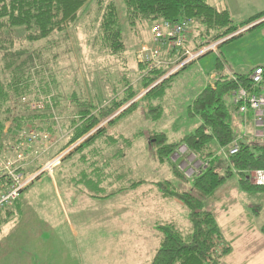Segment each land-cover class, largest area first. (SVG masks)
Segmentation results:
<instances>
[{"label":"rangeland","instance_id":"obj_1","mask_svg":"<svg viewBox=\"0 0 264 264\" xmlns=\"http://www.w3.org/2000/svg\"><path fill=\"white\" fill-rule=\"evenodd\" d=\"M113 1L118 9V27L125 46L119 56H110L97 40V24L103 12L99 10L98 0L89 1L69 30L68 40L56 38L61 45L56 50L57 58L51 64L49 76L53 75V89L62 97L61 102L58 106L45 98L34 101L40 103V107L44 106V110L50 106L52 131L51 125H39L38 121L34 124H38L39 129L44 128L42 132L51 137L54 146L26 171L34 172L61 154L64 159L52 175L44 174L21 195L8 217L3 215L1 218L10 220L1 226L0 264H150L161 238V225L174 223L184 235L191 227L183 204L167 200L174 192L189 191L190 186L186 180L175 179L171 166L162 160L151 139L163 133L171 142L179 141L194 131L201 122L188 118V107L206 86L215 82L220 72L229 77L248 74L249 79L255 68L264 67L263 24L251 31H239L241 34L221 43L215 52H209L178 75L169 77L170 80L160 78V88L145 97L149 90L143 80L153 76L152 73L149 76L151 69L158 68L140 55L144 46L151 47L150 43L143 44L148 42L151 32L145 25L139 34L135 33L127 21L126 0ZM207 1L218 9L231 12L236 26L264 10V0ZM181 56L172 54V59L177 61ZM219 62L224 64L222 71L218 70ZM144 64H149L150 69L145 74L140 68ZM164 67L163 77L176 65ZM131 91L135 93L132 102L124 103L111 117L103 119L98 128L68 146L74 132L69 122L80 121L77 116L79 101L72 102L71 95H76L81 103L89 99L94 102V107L102 108L112 106L115 100L127 97ZM226 101L231 105V96ZM49 102L51 105H47ZM100 113L99 109H93L95 116ZM248 121L251 135L253 120L250 117ZM232 123L233 142L221 149L213 145L221 160L231 157L229 151L243 132L239 116H233ZM100 129L117 133L122 146L126 145L127 139L130 142L127 146L133 144L126 157H120L119 174L126 183L129 181L128 184L138 182L140 186L143 181L146 183L127 196H114L111 173L100 186L103 190L97 188L96 194H91L93 186L88 189L89 181L83 185V168L78 164V158L88 162L96 157L99 152L90 150L86 140L93 138ZM84 146L88 148L78 154ZM177 152L168 160L186 179L200 176L208 168V162L196 158L189 150L184 156H177ZM74 153L78 154L75 158L72 157ZM88 165L91 169L86 168V173L94 172L97 179L94 164ZM121 181L114 179L117 185ZM239 182V176L235 175L215 197L207 200V204L218 214L224 238L233 247L226 263L264 264V194L245 193ZM142 201L148 203L141 207ZM237 236L240 238L235 240ZM22 252L27 256L21 258ZM11 256H18L17 261Z\"/></svg>","mask_w":264,"mask_h":264},{"label":"trees","instance_id":"obj_2","mask_svg":"<svg viewBox=\"0 0 264 264\" xmlns=\"http://www.w3.org/2000/svg\"><path fill=\"white\" fill-rule=\"evenodd\" d=\"M89 1L0 0V148L23 126L34 124L35 121H38L39 125H51L52 131L54 124L49 123L52 119L50 115L52 113H49L50 106L41 111H32L30 107L35 100L42 98L51 100L52 104L57 103L59 106L62 97L53 89V83L55 84L53 75L49 76L51 64H54L57 58L56 50L61 45L56 38H60L61 41L68 40L69 30L77 23ZM97 4L100 6L99 10H103L97 24L99 27L97 40L110 56H119L125 50V46L123 34L118 27L117 6L113 0L107 2L98 0ZM125 4L127 21L135 33L139 34L145 25L149 27L151 34L148 42L143 44L150 43L151 46H154L152 30L161 22L178 24L185 20L193 21L189 37L191 45L188 43L191 51L230 40L241 30L251 31L264 24V10L236 26L231 12L214 7L207 0H126ZM172 54L175 57L176 54ZM172 54L167 52L166 55L172 58ZM220 63L217 67L222 71L224 64ZM148 67L149 64L141 65L143 74L150 70ZM164 68L161 66L151 69L149 76L150 73L153 76L143 80L146 90H149L145 97L160 88V78L162 80L168 74L163 77ZM248 76L236 74L229 77L220 72L215 82L206 86L188 107V118L201 122L194 131L184 135L179 141L171 142L163 133L151 139V143L158 147L162 160L171 166L175 179L186 180V184L190 186L189 191L174 192L172 197L170 196L171 199L167 200H177L183 204L188 212L191 227L184 235L174 223L161 225V238L150 264H227L226 260L233 253V247L225 240L218 223V214L208 206L207 200L215 197L219 189L235 175L240 178V188L243 192L264 194V185L254 184L251 176L253 172H264V143H241L239 153L227 160L219 159L216 156V148L213 149V145L220 149L227 148L234 140L232 123L234 110L226 98L237 91L239 86L251 89ZM166 80L170 78L164 81ZM157 83V87L152 89ZM262 90L264 81L257 92ZM134 96L135 93L131 91L127 97L115 100L112 106L98 108L94 107V102H89V99L82 100L81 103L76 95H71L72 102L79 101L77 116L80 117V121L76 119L69 122L74 132L71 138L69 137L68 146L98 128L103 119L111 117ZM47 105H51L50 102ZM93 109H99L101 115L95 116ZM43 130L44 128H40V131ZM118 136L117 133L100 129L93 138L85 141L86 144L89 143L90 150L97 149L96 152H99L88 162H84L81 157L78 158V164L83 168L81 170L84 175L83 185L89 181L88 189L93 186L91 194H96L97 188L103 190L100 186L110 177V173L114 196L117 194L127 196L146 183L143 181L140 186L138 182L128 184L129 181L126 183L119 174L120 157H126L133 144L131 147L127 146L130 143L127 139L126 145L122 146ZM98 137L100 139L96 140ZM91 143L93 144L90 145ZM88 146H84L77 153L86 150ZM182 146H187L189 152L196 158L208 162V168L200 176L186 179L177 166L169 162L168 158ZM77 153L72 157H76ZM88 163L90 166L94 164L99 175L97 179L94 172L91 175L86 173V168L91 169L89 165L87 167ZM114 179L122 181L117 185ZM157 184L159 183L155 185ZM11 212L12 210L8 209L0 215V231L3 225L9 222L7 215ZM3 215L7 216L3 218L4 220L1 219Z\"/></svg>","mask_w":264,"mask_h":264},{"label":"built area","instance_id":"obj_3","mask_svg":"<svg viewBox=\"0 0 264 264\" xmlns=\"http://www.w3.org/2000/svg\"><path fill=\"white\" fill-rule=\"evenodd\" d=\"M193 25L194 23L191 20L181 21L178 24L161 22L155 25L152 30L154 46L150 48L144 46L145 48H142L140 55L142 58L147 57L148 61L150 59L153 63L152 66L155 67L166 65L173 67V65H176L166 75L165 79L180 73L209 52H215L224 42L220 41L213 45L201 47L199 50L191 51L188 48V41ZM165 52L166 54L168 52L182 56L177 61L175 59L167 63L162 58ZM249 81L252 85L251 89L239 86L238 90L231 95L233 116L237 115L241 119L243 132L242 135L236 138L229 151V156H236L239 153L242 142L264 143V90L257 92L264 81V67L255 68L249 77ZM39 104L38 102L32 103L31 110H43L44 106L40 107ZM250 117L254 126L251 135L248 131ZM49 140H51V137L40 131L38 124H27L13 136V139L5 141L3 147L0 148V215L6 210L12 209L21 195L40 177L44 174L52 175L56 168L61 165L64 159L63 154L48 161L47 164L34 172L26 171L42 155L53 148L54 143L51 140V145H48ZM178 151L177 156H184L187 154L188 149L182 146ZM204 165L207 166V164ZM255 178L258 185H264L263 171L257 172Z\"/></svg>","mask_w":264,"mask_h":264},{"label":"crops","instance_id":"obj_4","mask_svg":"<svg viewBox=\"0 0 264 264\" xmlns=\"http://www.w3.org/2000/svg\"><path fill=\"white\" fill-rule=\"evenodd\" d=\"M166 56V57H165ZM168 57V58H167ZM162 58L164 59V60H167V61H173L174 59H172L171 57H169V56H167L166 55V53H163V55H162ZM69 192V191H68ZM70 193V192H69ZM148 202H144V201H142V202H140V204H141V207H144V205H146ZM155 207H157L156 205H155ZM238 236H240V233H238ZM237 236V238L235 239V240H238L240 237H238ZM23 253V254H22ZM21 253V258H23V257H26L27 256V253H24V252H22ZM11 257H13V259H15L16 261H17V258H18V256L16 257V256H11ZM31 258V257H30Z\"/></svg>","mask_w":264,"mask_h":264},{"label":"clouds","instance_id":"obj_5","mask_svg":"<svg viewBox=\"0 0 264 264\" xmlns=\"http://www.w3.org/2000/svg\"><path fill=\"white\" fill-rule=\"evenodd\" d=\"M246 30V29H245ZM243 31V30H242ZM241 31V32H242ZM239 34H241V33H237L234 37H236V36H238ZM225 41H227V40H224V42ZM259 172V171H258ZM257 172H255V173H253V175H251L252 177H253V181H254V184H256V185H258L255 181H256V178H255V174H256ZM260 186H263V185H260Z\"/></svg>","mask_w":264,"mask_h":264},{"label":"water","instance_id":"obj_6","mask_svg":"<svg viewBox=\"0 0 264 264\" xmlns=\"http://www.w3.org/2000/svg\"><path fill=\"white\" fill-rule=\"evenodd\" d=\"M247 30V29H246Z\"/></svg>","mask_w":264,"mask_h":264}]
</instances>
